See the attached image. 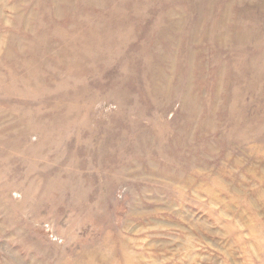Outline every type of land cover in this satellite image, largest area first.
Here are the masks:
<instances>
[{"label": "rangeland", "instance_id": "374dc122", "mask_svg": "<svg viewBox=\"0 0 264 264\" xmlns=\"http://www.w3.org/2000/svg\"><path fill=\"white\" fill-rule=\"evenodd\" d=\"M0 264H264V0H0Z\"/></svg>", "mask_w": 264, "mask_h": 264}]
</instances>
